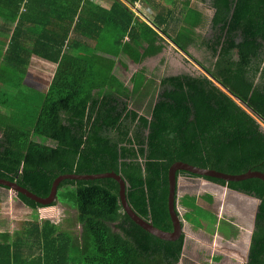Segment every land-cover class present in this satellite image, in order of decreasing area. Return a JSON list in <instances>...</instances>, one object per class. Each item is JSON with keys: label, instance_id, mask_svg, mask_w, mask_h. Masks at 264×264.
I'll list each match as a JSON object with an SVG mask.
<instances>
[{"label": "trees", "instance_id": "trees-1", "mask_svg": "<svg viewBox=\"0 0 264 264\" xmlns=\"http://www.w3.org/2000/svg\"><path fill=\"white\" fill-rule=\"evenodd\" d=\"M109 1L104 8L95 0H0L5 30L16 22L7 59L17 65L23 101L1 131L0 179L46 198L61 175L114 173L126 182L132 209L170 232L173 164L234 176L264 174V0H209L210 23L188 8L175 37L161 28L164 12L157 15L158 6L138 11L147 21L156 12L152 25L133 11L139 2L164 0ZM207 25L208 38L193 32ZM165 38L203 73L162 77L147 117L131 103L136 93L144 90V99L154 89H142L136 75L131 87L117 64L122 55L135 63L157 55ZM194 43L211 53L209 66L189 53ZM33 55L55 70L47 91L29 94L22 79ZM28 95L30 108L22 99ZM176 177L200 179L183 172ZM204 181L258 200L245 264H264V183ZM16 195L34 211L35 221L14 238L0 235V264H179L182 258L184 235L165 241L143 229L124 211L115 180H62L47 206ZM59 200L77 212L80 234L38 222V211Z\"/></svg>", "mask_w": 264, "mask_h": 264}, {"label": "crops", "instance_id": "crops-1", "mask_svg": "<svg viewBox=\"0 0 264 264\" xmlns=\"http://www.w3.org/2000/svg\"><path fill=\"white\" fill-rule=\"evenodd\" d=\"M173 1L174 0H164L162 4L158 2L156 3V5L151 2H139L136 4V8L133 9V11L143 21H146L149 25H152L151 22L155 19L156 12L153 14L152 12L154 11H151L152 15L148 17V20L150 21L149 22L142 16H140L138 11L141 9L143 10V12L149 13V8H151L152 5L158 6L157 15L161 12H164L163 17L161 18V28L166 27L170 35L173 37H175L182 29L184 24L183 15L188 8L200 12L204 18L208 19L209 23L213 18L214 10L211 5L209 6L211 9L210 12H204L199 7L202 3L204 4L206 2L196 0V2L201 1L200 5L197 6L195 5L196 2L192 3V1L190 0H180L179 3H177V1ZM110 3L111 2L109 0H95V4L99 7L106 8L110 5ZM5 22L6 20L0 17V71H2L3 73L2 78L0 79V138L2 136L1 131L6 126L12 123L15 115H19V109H21L20 107L22 104L21 102H23L20 101V94L18 93L20 75L17 74V65H14V61H8L9 59H7V48L10 43V37L16 22L11 24V26L9 27V30L11 29L10 32H7L5 30ZM207 27L209 28V35H202L201 30H204ZM193 32L197 37L208 38L210 36V25L194 28ZM158 33L160 34V36L164 37L160 32ZM163 42H166L167 44L160 53L155 56L148 57L140 63H135L126 55H122L120 58L121 62L117 64V69L124 67V69L127 70L128 68L130 69L134 66L145 65L151 60L152 62H154L158 58L164 56V54L166 56V52H170L171 54L177 55L178 57H180L181 55L184 58H188L183 53H181V51H179L178 48L168 38H165ZM192 50L194 52L199 51L204 52V54L211 55L206 46L198 45L197 43L191 44L188 47L189 53L194 56L195 54H192ZM10 60L13 59L11 58ZM37 65H40L44 69L46 68L47 70H50V72L52 70V76L55 70V65H53L52 63L45 62L35 55L30 57L27 73L23 75L22 79L23 86H27L29 89V94L32 89H37V85L35 83H32L29 79L30 76L36 74ZM142 70L139 72L143 73ZM52 76L50 82L52 81ZM42 91L45 92V90ZM153 92L151 94H154ZM34 93L35 91H33V94ZM22 99H24V101H27L30 108L31 96L28 95L23 97ZM33 101L34 100L32 98V102ZM33 110H35V105H33ZM14 111L16 112L15 114ZM16 164L18 163L16 162ZM0 189L4 188L0 187ZM189 189H192V191L194 190L193 194L188 193ZM186 197H195V201L187 203L185 201ZM211 198L212 200H210ZM258 203V200H256L255 198L232 191L228 188H222L201 179L178 177L176 190V207L181 215L183 223V253L185 251V248H188V250L191 249L189 255L194 264H199V260L201 258H203V261L201 263L208 262L210 264H216L219 261L221 262L224 258H227L226 262L228 264H245L248 256L251 234L254 227L253 219L255 218L256 213L254 212L253 207L256 204L257 211ZM20 204H22L24 207H27L21 201ZM198 208L199 210L201 208V210L197 211ZM206 214L213 216L212 219L216 220L215 225H213L212 227H208L204 225L206 223H203L204 218H206H203V216ZM230 214L237 216L245 225H238L234 223L232 224L229 219ZM221 219L230 222L231 229L228 232L218 229V224ZM250 220L253 221V225H248ZM234 226L236 227V229H234ZM24 229L25 227H22V231ZM22 231H20L19 234H21ZM0 235L6 234L0 231ZM222 245H224L225 248L222 247ZM200 250H204V252L201 253Z\"/></svg>", "mask_w": 264, "mask_h": 264}, {"label": "rangeland", "instance_id": "rangeland-1", "mask_svg": "<svg viewBox=\"0 0 264 264\" xmlns=\"http://www.w3.org/2000/svg\"><path fill=\"white\" fill-rule=\"evenodd\" d=\"M174 1H177V3H179L180 0H174ZM190 1H192V3L196 2V0H190ZM201 1L206 3L204 4L202 3L200 5ZM201 1L196 2L195 5L197 6L200 5L199 7L204 12H210L211 9L209 6L211 5V3L209 2V0H201ZM201 34L202 35L206 34L208 36L209 28L207 27L204 30L202 29ZM192 54H195L194 57L197 60L208 66L213 62V58L210 54H204V52H199V51L194 52L193 50H192ZM36 70H37L36 74L30 76L29 79L32 83H35L37 85V89L46 91L51 80L52 70L50 72V70H47L46 68L44 69L40 65H37ZM141 70L143 72V75H140L139 71ZM118 71L122 75L124 81L126 83H129L130 86H131L130 80L133 77L132 75L134 76L136 75L137 79L142 78L143 80L142 82L143 85L141 86V88L143 87L142 89H144L145 86L147 87L150 86L149 89L147 90L154 89L153 92L154 94H151L144 99H142L143 96L142 92L144 90H142L138 94L136 93V96L131 103V108L137 109L139 113H142L147 117H150L152 107L157 99V94L160 91V88L158 87L159 81L162 77L169 75H178L182 73L185 74L203 73V71L189 58H184L181 55L180 57H178L177 55L171 54L170 52H166V56L164 54V56L158 58L154 62H152L151 60L145 65L134 66L133 68L131 67L130 69L128 68L127 70L124 69V67H121L118 69ZM193 191L192 189H189L188 193L193 194ZM58 196H60V194H58ZM185 201L188 203V202H192L193 200L189 197H186ZM58 202L60 204L56 203V205L54 206L41 208L37 213L38 222H40L41 224L43 223L44 220H47L59 226L61 231L73 233L75 235L80 234L81 230H80V225H78V222H76L77 212L75 211V209H72L71 206L64 205V202H62L61 200H59ZM253 209L254 212H256V204L253 207ZM34 215H35L34 211L31 208L24 207L22 204H20V200L17 198L16 194L13 191L0 189V231L5 233L6 236H9L10 238H14L16 234H19L20 231H22V227H25L27 226V224L35 221ZM229 216H230L229 217L230 222H232V224L234 223L238 225L241 224L245 225L237 216H234L232 214H230ZM212 217L213 216L209 214L204 215L203 223H206L204 225L208 227H212L213 225H215L216 220H213ZM253 221L250 220L248 225H253ZM230 222L221 219L218 224V229L228 232L231 229ZM234 229H236L235 226ZM222 247H224V245H222ZM190 250H188V248L187 249L185 248V251L182 254V258L179 264H194L189 255ZM200 251L201 253L204 252V250H200ZM202 261L203 258L199 260V264H210L208 262L201 263ZM226 261L227 258H224L221 262L219 261L215 263L228 264Z\"/></svg>", "mask_w": 264, "mask_h": 264}, {"label": "water", "instance_id": "water-1", "mask_svg": "<svg viewBox=\"0 0 264 264\" xmlns=\"http://www.w3.org/2000/svg\"><path fill=\"white\" fill-rule=\"evenodd\" d=\"M178 172H183L192 176H196L204 181L206 178L217 179L224 181L226 183H238L251 179H259L264 183V174L260 172H247L242 175H228L220 173L214 170L200 169L184 163H175L171 166L169 170V196H168V213L172 222V230L170 232L163 231L159 227L155 226L151 221L146 220L138 213H136L130 204L128 203L126 197V182L123 178L117 174L110 173L104 175H77V174H67L61 175L55 179L51 186L50 193L48 197L41 198L36 194L30 192L28 189H25L19 186L15 182H10L8 180L0 179V186L6 187L5 189L11 190L15 193H21L24 196L31 198L32 200L47 206L56 200L57 187L62 180L65 179H75V180H96V179H111L115 180L120 185V199L124 211L140 226L143 227L146 231L154 235L155 237L165 240V241H175L183 234V223L180 213L176 207V190H177V180L176 177Z\"/></svg>", "mask_w": 264, "mask_h": 264}]
</instances>
